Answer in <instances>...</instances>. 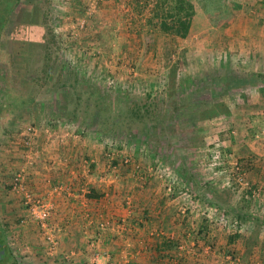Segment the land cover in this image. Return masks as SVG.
Instances as JSON below:
<instances>
[{"label": "crops", "instance_id": "obj_1", "mask_svg": "<svg viewBox=\"0 0 264 264\" xmlns=\"http://www.w3.org/2000/svg\"><path fill=\"white\" fill-rule=\"evenodd\" d=\"M111 1L113 5L108 4L110 0H70L67 7L53 4L46 11L52 15L53 46H63L61 50L68 53L77 70L79 61L100 71L112 52L122 63L130 54L135 68L121 67L110 73L121 81L154 88V69L149 68L146 57L142 61L145 33L137 34L134 25L129 26L130 34L118 41L112 26L125 22L127 8L123 1ZM231 10L232 18L213 31L214 36L204 45L213 53L225 47V54L238 60L234 69L244 74L238 76L241 84L228 90L233 92L225 101L229 112L216 124L224 121L228 125L220 126L224 143L219 142L225 152L244 163L258 197L248 199L242 189L239 193L219 189L206 198L201 194L202 184L196 188L201 195L198 203L214 202L219 212L241 217L237 219L241 230L220 229L196 213H185L186 201L166 192L158 169L143 160L139 168L134 167L138 140L131 142L137 145L134 155L124 149L110 156L97 133L89 130L92 138L88 132L82 133L54 99L57 111L52 103L47 115L32 109L36 114L21 119L0 151V169L6 168L11 176L23 169L31 192L51 208L48 228L40 227L11 190L9 178L0 174V213L6 222L19 223L10 226L12 238L24 246L28 264H264V78L258 77L264 75V0H232ZM44 12L38 11L35 22L28 20L27 28L37 31L34 37L32 29H27L28 51L36 43L46 48L49 38ZM155 34H149L153 40L146 45L147 57L156 52ZM64 35L69 36L61 39ZM27 125L35 126V136L25 135ZM127 155L130 163L126 165L122 159ZM51 234L57 239L55 247L48 239ZM169 242L177 246H168Z\"/></svg>", "mask_w": 264, "mask_h": 264}, {"label": "rangeland", "instance_id": "obj_2", "mask_svg": "<svg viewBox=\"0 0 264 264\" xmlns=\"http://www.w3.org/2000/svg\"><path fill=\"white\" fill-rule=\"evenodd\" d=\"M4 1L5 0H0V29L2 30H0V36L2 38V43H0L2 46L0 48V151L6 148V145L3 144H6V140L11 139L12 134L15 132L13 131L14 128L18 124L21 125L22 118L24 120L28 115L32 116L36 114L35 112H38V110L40 113L44 111V115L50 114L52 112V107L49 103H52L53 108H56V101H54V99L57 98L56 93L48 91H50L49 89H51L52 83L55 82L57 77L56 74L61 64L65 63V75L63 79L67 81L71 74V70H76L73 62L69 60L68 53L61 50L63 46L60 45L58 48L57 46H51V54L54 57V79L40 86L43 80L40 79L39 76L42 75L41 68L43 62L46 61L44 58L45 50L42 49L40 44L36 43V45L31 44L28 51V46L26 45V40L29 37L28 30L32 29L34 37L37 33L36 29L32 27L30 29L27 28L29 18L32 22H35L39 10H43L47 7L50 9L53 4H59V7H67L70 0H19L18 3L13 5V9L8 14V3L6 1L3 3ZM225 1L228 3L226 7H222L220 10L212 12L211 14L204 13L203 10H201L202 8L196 4L197 12L194 17V25L187 39L181 40L178 37L166 34H155L156 52H154L152 57L150 54H148L149 58L146 56V45L153 40V37L147 33L142 36L144 43V47L142 48V61L146 57L148 64L151 66L149 68L154 69V74L156 75V83L151 92L153 94L152 99H154L152 101L157 105L153 108L159 112V116L161 115L162 119L166 122L162 125V127L166 126L164 127L165 133L162 135V138H153L148 135L145 137L142 131L145 125L140 122L131 121L130 113L127 111L128 106L134 102L144 103V93L151 87H148L146 83L134 84L131 82L132 85H129V81H126V79L121 81L117 74L114 73L113 75L110 73L113 69L117 72L121 67L131 71V68H135V65L132 66L133 62L131 61L133 56L125 53L126 60L122 63L121 60L115 58L117 55L112 52L109 58H106V66H103L100 71L99 69H93V66L88 67L87 64L85 65L83 62H78L80 65L78 70L83 69L84 71L78 74L81 79L89 77V81L97 82L99 85H101L100 78L102 76L104 80L105 76H111L116 79L115 88L113 85H106V83L105 85L102 84L103 87H107L104 89V93L106 94L104 97H106L107 100H111L112 104L114 103L112 107H116L124 118H126V116L130 118V120L126 119V124L123 123L122 129L124 131L121 133L127 135V124L132 131L137 132L139 138L137 141L139 153L137 154L138 160L135 165L142 162V160L149 167L151 164L163 162L173 178L178 176L183 177V174H180L175 167L181 168L185 165L190 168V172L192 173L189 174L193 176L196 182L210 181L212 184L216 185V188L209 192L210 194L212 193V195L219 189L226 188L218 186L220 176L213 175L212 170H210L211 168L206 165L205 161L208 156V150L214 144L215 140L224 141L219 136V130L221 125L226 126L227 124L224 123V121H222L223 123H221V125L220 123L216 124L220 116L210 119L214 120L212 122H210L209 119H194L191 121L192 117H196L195 114H193L196 108L189 106L188 103L199 101V103L195 104L197 105L196 107L200 106L203 108L206 104L215 102L214 100L225 102L233 92H229L224 85L222 86V84L219 83L218 76L221 74L232 75L235 71L237 73H235L234 76L244 75L238 73V68L234 69L238 60L231 57L230 53L228 54L226 52L225 54V47L222 46L218 49L217 53H213V51L209 49L210 47L204 45V42L207 43L211 36H214L212 34L213 31H219L220 26H224L233 16L231 10L232 0ZM104 4H106V2H104ZM108 4L113 5L111 0ZM118 17L120 18L119 14L116 15V18ZM6 18L7 20L5 21ZM48 18V25H50L52 24V15L48 16ZM125 18V22L121 26L118 24L114 25L115 23L112 26V31H115L118 41L124 36H128L131 32L129 31V26L131 25L129 24L130 19L127 13H125ZM226 18L228 19L225 20ZM45 32L46 35H48L47 29ZM67 36L69 35H64L61 39H67ZM26 56L29 57L28 60ZM173 68H175L174 70L176 71H174ZM174 98H176L177 104H181L178 110H172L173 107H171V105L172 102H174ZM28 100L30 108H25ZM38 102L41 104L39 107L36 105ZM165 104H167V106ZM31 106L34 107L31 108ZM32 109L37 110L33 111ZM57 110L56 108V111ZM90 120V122L88 121L89 123L86 121L84 124H87L90 128L95 127V124L92 123L96 120V117H90ZM88 133L90 134V132ZM90 136L92 138L91 134ZM109 136L114 137V135L111 134ZM132 141L126 140V146L124 145L121 149L116 147L115 150L128 149L127 153L131 151L132 154L133 152L135 154V147L137 145L131 143ZM169 148L173 149V155L170 161L174 167L164 161L166 157L169 158V152L165 150ZM151 153H154L155 157L151 156ZM152 167L154 168L155 166ZM0 170H2L0 174L3 179L7 177L10 182L11 174L7 169L1 168ZM2 182L4 185L5 182ZM229 189L236 192L241 191L240 187H231ZM178 198L181 199L180 196ZM196 198L198 197L196 196ZM183 204V211L185 213L189 215L193 213V216L196 213L198 216L200 215V218L203 220L208 219L207 216L209 214L207 212H209V209L215 208L211 203L209 204V202L206 204L202 202L198 203L197 199L191 206L185 203ZM185 207L188 208L186 209L187 211H185ZM193 209L196 211L194 212ZM198 211L199 213H197ZM17 224L19 223L6 222L5 217L0 213V227L6 232L7 240L14 251V258H16L18 262L17 264H28L27 259H25L27 253L22 251L24 246L21 245V242L18 243L12 238V229L10 226ZM209 225L220 229L226 228L219 225L216 221H209ZM31 264L38 263L31 262Z\"/></svg>", "mask_w": 264, "mask_h": 264}, {"label": "trees", "instance_id": "obj_3", "mask_svg": "<svg viewBox=\"0 0 264 264\" xmlns=\"http://www.w3.org/2000/svg\"><path fill=\"white\" fill-rule=\"evenodd\" d=\"M8 3V12L13 9V5L18 3L19 0H5ZM5 1L3 3H5ZM116 2H122L127 8V14L129 15V24L133 27L135 33L139 34L143 33H156V34H166L169 36L178 37L181 40L187 39L191 34V30L194 25V17L196 15L197 9L196 4L200 6L204 13L211 14L217 10H220L222 7H226L228 3L225 0H115ZM3 5V4H2ZM43 20L46 23V28L48 31V38L46 48H45V62L42 65V75L39 76L42 79V83L40 86H43L50 80H53L54 76V57L51 54L52 47L54 45L53 41V33L51 28L47 23L48 21V7L44 9ZM226 18L225 20H227ZM131 29V27H129ZM175 68H173L174 70ZM64 70L65 63L61 64L58 73L56 74L55 82L52 83V86L48 92L56 93V100L58 101V108L63 111L65 116L70 120L76 123V125L80 126L83 129V133L94 131L97 135L102 138H110L112 140H116L121 142V140L126 143V140L132 141L133 139L138 140L137 132L132 131L129 125L127 124V135L121 133L124 131L122 128L123 123H125L126 119L130 120L129 117H123L122 113L118 112L116 107H112V101L107 100L104 95V89H106L105 80L102 76L100 78V84L94 81H89V77L80 78L78 74L83 72V70H71V74L69 76L68 81L64 78ZM176 71V70H174ZM176 73V72H175ZM83 75V74H82ZM84 77V76H83ZM259 78H264V75H258ZM215 79V78H214ZM213 79V80H214ZM245 79V78H244ZM80 80V81H79ZM219 83L224 85L226 89H235L241 84V79L238 76H234L231 74H221L218 76ZM129 85L131 81L128 82ZM133 83V82H132ZM147 85V84H146ZM149 87V85H147ZM120 90V89H119ZM152 88L146 90L144 93V103L134 102L130 104L127 108V111L130 113L131 121L140 122L145 125L143 128V133L145 137L147 135L153 138H162V135L165 133L166 126L162 127L166 122L162 119V116H159V112H157L153 107L157 104L154 103L153 94L151 92ZM176 98H174V102H172L171 107L172 110H178L181 107V104H177ZM215 102H211L206 104L205 107H196V102L188 103L189 106L195 107L196 110L193 114H195V118H191V121L194 119L197 120H207L212 119L217 116L227 115L229 112L228 106L225 102L214 100ZM29 102V100L27 101ZM167 106V104H165ZM187 105V104H185ZM127 107V106H126ZM194 108V109H195ZM167 111V109H166ZM96 117V120L93 121L92 124H95V127H88L87 124H84L86 121L89 123L90 117ZM90 120V121H89ZM89 121V122H88ZM83 122V123H82ZM126 124V123H125ZM79 127V128H80ZM130 128V130H129ZM164 130V131H163ZM114 135L111 137L109 135ZM108 135V136H107ZM123 136V137H122ZM127 138V139H126ZM155 139V140H158ZM160 141V140H159ZM122 148V145L118 146ZM169 152V158H165L166 162L171 164V157L173 155V149H165ZM225 150V147H224ZM228 150V149H227ZM226 151V150H225ZM156 152V151H155ZM167 153V151H166ZM124 158V157H123ZM240 160V159H239ZM124 164H129L123 162ZM114 165V164H113ZM173 166V164H171ZM174 167V166H173ZM178 169L179 173L183 174V178L187 184L189 190L198 198L201 196L196 188L199 184H202L204 192L201 193L204 197L213 196L210 194V190H214V184L212 182H196L192 173L190 172V168L187 166H183L181 168L175 167ZM189 168V169H188ZM245 168V166H244ZM235 188L239 187L237 184L233 185ZM196 188V190H195ZM231 188L228 187L226 189ZM243 196H246L248 199L251 194V189H243ZM171 197H178L177 190L175 189ZM215 205L214 202H209V204ZM216 206V205H215ZM217 209V208H216ZM223 213L232 216V214L224 211ZM236 219H241V217L232 216ZM207 221V220H206ZM206 226V225H205ZM199 232L203 233L204 229L199 230ZM206 234V233H205ZM231 238V237H230ZM169 245L172 247H176L177 243L169 242Z\"/></svg>", "mask_w": 264, "mask_h": 264}, {"label": "built area", "instance_id": "obj_4", "mask_svg": "<svg viewBox=\"0 0 264 264\" xmlns=\"http://www.w3.org/2000/svg\"><path fill=\"white\" fill-rule=\"evenodd\" d=\"M106 85H113L114 88L116 86V79L111 76H105ZM25 135L35 136L36 128L32 125H27L24 129ZM83 133V129L81 130ZM101 142L106 146L110 151V156H113L117 153L116 147L122 145V147L126 143L118 142L116 140H112L108 137H100ZM29 140L25 139V144H29ZM119 148V147H118ZM136 148V147H135ZM121 149V148H119ZM206 159V165H208L212 170L213 175L220 176V182L218 186H222L223 188L234 187V184H237L241 189H251V194L249 198L256 199L258 197L257 189L255 188L253 182L248 178L247 172L244 168V163L238 158L234 157L232 154L225 152L223 145L216 141L208 150ZM115 156V155H114ZM123 162H130V158L124 157ZM135 168H139V164L134 165ZM155 166L154 169H158L157 171L159 178L164 180V188L166 192L171 194L174 189L177 190L178 197L180 196L182 199L186 201V205H192L196 202V196L189 190L185 179L181 176L172 177L169 173V170L163 163L151 164ZM10 188L13 193L18 196L22 205L29 211L32 219H34L37 224L42 228H48V218L50 216L51 208L48 204L40 197L35 196L28 185L27 175L23 169H18L11 176ZM189 207V206H188ZM193 207V206H192ZM208 219L213 222L216 221L219 225L226 227L228 230L235 232L237 230H241V222L236 218H233L230 215H227L223 212H219L216 208H210ZM49 242L52 247H55L57 244V239L51 234L49 237ZM67 264H70L67 262ZM107 264H115L113 262H109Z\"/></svg>", "mask_w": 264, "mask_h": 264}, {"label": "flooded vegetation", "instance_id": "obj_5", "mask_svg": "<svg viewBox=\"0 0 264 264\" xmlns=\"http://www.w3.org/2000/svg\"><path fill=\"white\" fill-rule=\"evenodd\" d=\"M6 20H7V18L5 19V21ZM2 29H3V27H2ZM0 43H2L1 36H0ZM1 47L2 46L0 44V48ZM0 231H2V232H0V264H17L18 262L16 261V258H14L15 257L14 251L12 250V248H11V246L7 240L5 230L0 227Z\"/></svg>", "mask_w": 264, "mask_h": 264}]
</instances>
